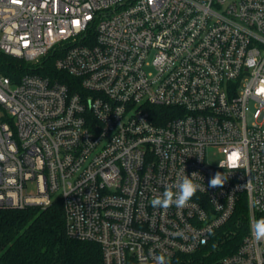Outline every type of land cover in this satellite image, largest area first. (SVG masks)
<instances>
[{
	"label": "built area",
	"instance_id": "built-area-1",
	"mask_svg": "<svg viewBox=\"0 0 264 264\" xmlns=\"http://www.w3.org/2000/svg\"><path fill=\"white\" fill-rule=\"evenodd\" d=\"M0 54L72 79L0 71V208L60 199L102 264H156L206 247L244 196L247 234L210 264H264V0H0ZM194 172L207 191L152 207Z\"/></svg>",
	"mask_w": 264,
	"mask_h": 264
},
{
	"label": "trees",
	"instance_id": "trees-1",
	"mask_svg": "<svg viewBox=\"0 0 264 264\" xmlns=\"http://www.w3.org/2000/svg\"><path fill=\"white\" fill-rule=\"evenodd\" d=\"M54 59V55H48L33 68L23 59L0 54V71L13 80L33 72L71 84L70 77L54 69ZM260 218L264 216L255 215V220ZM248 225L247 203L240 196L233 215L206 247L168 264H210L234 251L247 234ZM0 264H102V260L98 244L67 237L63 205L56 199L46 208H0Z\"/></svg>",
	"mask_w": 264,
	"mask_h": 264
},
{
	"label": "clouds",
	"instance_id": "clouds-1",
	"mask_svg": "<svg viewBox=\"0 0 264 264\" xmlns=\"http://www.w3.org/2000/svg\"><path fill=\"white\" fill-rule=\"evenodd\" d=\"M240 158L243 157V153L240 154ZM238 157L233 155L231 157V164L228 161L219 162V167L226 169L227 167L236 168L239 167ZM199 176L194 172L191 177L188 175H182L175 183L167 185L160 196L152 199L151 205L153 208L167 209L173 205L178 208H183L189 205L190 200L194 197L197 191H207L205 185L194 182V178ZM229 174L226 172H217L208 183L209 188L222 187L227 181ZM252 235L257 241L264 240V218H260L254 222L251 228ZM156 264H168L163 255L157 256Z\"/></svg>",
	"mask_w": 264,
	"mask_h": 264
},
{
	"label": "rangeland",
	"instance_id": "rangeland-1",
	"mask_svg": "<svg viewBox=\"0 0 264 264\" xmlns=\"http://www.w3.org/2000/svg\"><path fill=\"white\" fill-rule=\"evenodd\" d=\"M211 158V161L214 162L220 158L218 155L211 154L209 156ZM27 194L29 195H35L36 194V187L34 182H29L27 185Z\"/></svg>",
	"mask_w": 264,
	"mask_h": 264
}]
</instances>
